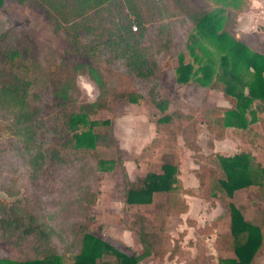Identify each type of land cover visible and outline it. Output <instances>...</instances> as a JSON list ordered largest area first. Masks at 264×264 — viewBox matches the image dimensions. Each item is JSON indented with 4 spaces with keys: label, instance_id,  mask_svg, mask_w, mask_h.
<instances>
[{
    "label": "trees",
    "instance_id": "1",
    "mask_svg": "<svg viewBox=\"0 0 264 264\" xmlns=\"http://www.w3.org/2000/svg\"><path fill=\"white\" fill-rule=\"evenodd\" d=\"M36 1L48 11L52 29L64 32L71 50L89 59L86 75L95 84L97 94L84 104L83 115L106 109L109 96L159 107L163 102L159 86L169 79L174 85H185L188 104L180 101L174 112L155 121L151 141L166 131L167 136L162 137L169 146L159 171L137 175L123 189V203L130 210L134 204L152 202L155 193L163 196L153 202L150 213H131L128 228L134 229L142 247L136 253L120 240L109 242L90 231L95 222L93 207L101 169L112 160L107 157L109 151L96 147H117L111 125L94 131L88 122L91 140L79 143L80 133L72 124L75 113L51 115L44 109V102L54 91L62 97L76 96L75 73L81 71V65L57 72L55 75L61 80L53 91L50 85H34L36 81L28 73L30 62L26 63L17 44H0V191L11 197H0V241L11 249H25L28 254L15 259L3 255L0 247V264H50L54 258L69 254L80 264H140L139 260L149 254L161 258L168 252L171 258L184 253L178 238L172 237L164 224V215L183 212L187 207L184 195L194 193L178 177V136L194 157L204 158L195 171L199 196L210 204L216 197L227 207L228 229L216 233L214 247L233 255L220 257L219 264H249L259 246L260 227L246 219L240 207L227 197L234 189L256 185L263 200L264 218V164L255 161L249 152L225 154L213 150V140L225 137L226 118L236 107V98L222 85L230 105L207 106L204 102L208 91L218 87L217 79L206 83L179 80L170 68L164 67L166 60L187 51L193 29H210V8L193 0ZM227 25L224 16L222 31ZM235 42L264 59V32H244ZM114 75L125 77L126 85L110 91L107 81ZM260 92L264 94V84ZM260 98L264 99V95ZM168 121L170 126H166ZM255 121L256 127L249 123L240 125L239 135L244 141L253 143L256 137L264 141V116L257 115ZM197 123H204L210 134L206 139L210 151L204 155L196 140ZM46 158L50 159L49 168L45 167ZM155 219L157 224L150 223ZM102 253L113 258L102 259ZM184 264L196 263L185 255Z\"/></svg>",
    "mask_w": 264,
    "mask_h": 264
},
{
    "label": "rangeland",
    "instance_id": "2",
    "mask_svg": "<svg viewBox=\"0 0 264 264\" xmlns=\"http://www.w3.org/2000/svg\"><path fill=\"white\" fill-rule=\"evenodd\" d=\"M193 1L210 8L208 23L211 27L193 29L189 36L187 51L179 57L166 60L164 67L170 68L179 80L196 79L206 83L212 78L217 79L218 87L209 89L204 104L230 105L224 97V90L236 98L237 104L226 118L225 138L218 141L217 148L214 145L213 150L225 154L249 152L255 161L264 164V141L256 137L253 143H250L239 135L241 124L249 123L256 127V116H264V99L260 98L264 95L260 92V87L264 84V59L256 57L235 42V39L244 32H264V0ZM224 16L228 19V25L223 28L225 31H222L220 23ZM14 43L24 52L26 63L30 62L28 73L34 77L36 86L50 85V89L57 90L61 78L55 74L62 70L71 71L76 65H81V71L76 70L75 73L77 90L73 92L76 96L62 97L54 91L44 102V109L51 115L75 113L72 124L80 133L79 143H89L91 140L88 122L91 121L90 128L94 131L111 125L117 147L109 150L102 146L96 147L105 153L109 151L107 157L112 160L106 161L101 169V183L93 207L95 222L90 226V231L109 242L120 240L131 250L139 253L142 247L137 234L134 229L128 228L131 213L133 210L150 213L154 207L153 202L163 196L155 193L152 202L134 204L130 210L123 203V189L134 181L137 175H142L146 171H159V165L166 160L169 146L162 137L166 131L163 134L158 133L155 141H151L155 135V121L165 114L174 112L180 101L188 104L185 100L187 88L183 83L174 85L173 79L163 80L159 86L163 102L159 107L122 98L114 100L109 96L106 109H98L94 114L85 116L82 114L84 104L92 101L97 94L95 84L86 75L85 65L89 59L85 54L71 50L62 30L52 29L48 11L36 0H25L23 3L3 0L0 5V44L8 46ZM1 59L2 53L0 61ZM125 85L126 79L123 76L114 75L107 81L110 91L123 88ZM181 110L185 111V108ZM104 120L106 122H103ZM166 126H170L169 121ZM196 127V140L201 147L200 154H207L210 149L206 146V139L210 134L204 123H197ZM52 141L54 142V139ZM176 148L178 177L183 186L190 187L194 193L185 194L187 207L183 212L164 215V224L166 231L172 237L178 238L184 253L173 255L171 258H168V252L161 258L156 254H149L142 257L139 263L184 264L185 255H188L196 264H219L220 257L233 255L230 251H218L214 247L216 233L228 229L227 207L216 197H213V203L210 204L199 196L195 171L204 158L194 157L192 155L194 152L182 144L179 136ZM116 154L119 158H116ZM45 167H50L49 158H46ZM0 197L11 199L2 191ZM227 198L240 207L246 219L253 220L259 225L261 232L259 246L249 264H264V218L261 214L263 200L258 188L251 184L237 188ZM157 222L158 219L150 221L153 224ZM90 241L91 238H88L87 243ZM0 247L3 255L15 259L28 256L25 249H11L2 241ZM117 248L120 249L121 246ZM95 252L98 253V249ZM101 257L113 258L111 254L106 253H102ZM50 264L80 263L69 254L54 258Z\"/></svg>",
    "mask_w": 264,
    "mask_h": 264
},
{
    "label": "crops",
    "instance_id": "3",
    "mask_svg": "<svg viewBox=\"0 0 264 264\" xmlns=\"http://www.w3.org/2000/svg\"><path fill=\"white\" fill-rule=\"evenodd\" d=\"M224 138H225V137H223L222 139H214V140H213V146H214V145L216 146V145H217V142H218V141L220 142V141L223 140ZM216 148H217V146H216ZM214 151H218V150H214ZM185 199H186V195H185Z\"/></svg>",
    "mask_w": 264,
    "mask_h": 264
}]
</instances>
